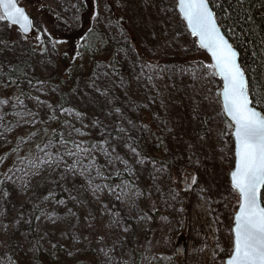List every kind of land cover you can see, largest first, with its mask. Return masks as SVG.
Listing matches in <instances>:
<instances>
[{
	"label": "rangeland",
	"instance_id": "obj_1",
	"mask_svg": "<svg viewBox=\"0 0 264 264\" xmlns=\"http://www.w3.org/2000/svg\"><path fill=\"white\" fill-rule=\"evenodd\" d=\"M19 1L28 12H36H31L35 28L28 37L17 26L0 21V147L15 143L12 157L0 159V173L42 156L41 149L50 140L48 150L54 151L61 136L84 142L85 147L100 144L103 151L93 152L91 183L85 175L56 186L52 177L59 179L63 169L43 172L54 198L42 209L40 201L48 192L39 177L33 180L39 184L34 190H17L7 202L0 200V264H19L21 257L28 264L48 263L41 261L40 252L54 264H62L61 258L56 260L60 250L71 260L68 264H84L83 260L155 264L161 254L176 255L177 245H185L187 251L184 257L173 258L178 264H224L232 240L230 217L238 202L229 191L230 162L225 158L232 156V138L223 134L226 121L216 98L220 80L208 77L206 71L196 75L189 71L201 62L167 61L171 54L193 48V38L173 7L175 0H43L75 25L79 17L86 19L88 27L96 22L110 42L120 46L115 56L123 74L97 63L89 76L67 91L65 105L61 87L49 79L59 71L63 55L70 53L73 35L45 23L39 11L42 0ZM81 4L88 10L81 13ZM24 63L25 78L10 86L5 70ZM141 63L155 66L151 83L136 79ZM113 106L124 111V121ZM127 119L137 127L133 129ZM94 120L101 123L94 125ZM55 122L57 138H44L46 128ZM146 123L160 130L164 156L142 155L135 147ZM119 128L126 129L123 139ZM189 144L194 145L192 150ZM10 145L4 150L9 151ZM124 171L130 177L114 182ZM193 176L197 184L191 183ZM56 198L64 203L57 204ZM44 210L49 215L37 220Z\"/></svg>",
	"mask_w": 264,
	"mask_h": 264
},
{
	"label": "snow or ice",
	"instance_id": "obj_2",
	"mask_svg": "<svg viewBox=\"0 0 264 264\" xmlns=\"http://www.w3.org/2000/svg\"><path fill=\"white\" fill-rule=\"evenodd\" d=\"M245 2L246 0H175L173 5L175 9H178L180 18L186 22L190 34L196 37L198 47L205 50L212 61L207 65L200 64L198 68L193 67L189 71L193 75L206 71L208 77L218 76L222 81V87L216 93V98L221 106V113L228 118L225 122L226 131L223 134L230 135L232 138V147L229 149L232 156L225 157L230 162L229 191L238 198L237 206L230 217L232 240L230 249L225 253L227 259L224 264H264V72L250 75V72L255 73L256 70L240 63L239 52L231 42L236 37L237 27H240L242 34H246L245 26L253 21V16L244 8ZM163 11L167 12L168 9L165 8ZM0 21L19 25L25 33L32 27V22L25 14V10L17 6V0H0ZM261 31L264 32V28ZM259 39V47L264 50V35H261ZM37 40L40 41L39 36ZM256 55L257 53L254 52L253 56ZM253 63H257L259 68L264 69V54H261L259 61L254 59ZM154 69L155 66L151 64L141 63L136 79L144 78L151 83ZM28 83L31 84L32 81L29 80ZM99 90L97 88V91ZM103 94L107 96V91ZM35 99L37 103H41L39 96ZM113 111L118 114L121 121L126 119L121 107L113 106ZM76 116L83 119L81 113H76ZM100 123L99 120L93 121L94 125ZM127 123L133 129L137 127L131 119H127ZM161 123L166 126L165 121ZM204 123L207 122L204 121ZM146 127V125L142 126V128ZM116 130L123 139L126 129ZM73 131L85 135L79 129L73 128ZM108 135L111 133L109 132ZM101 137H104L103 132ZM127 138L130 140L132 137L128 135ZM197 138L203 140V136L199 133ZM49 146H52L51 140ZM49 146L41 149L42 156H37L23 167L14 171L10 170L9 173H0L2 176L0 200L7 202L12 193L17 190L21 192L34 190L39 187V184L34 185L33 180L39 177L45 181L48 192L47 196L40 201L39 207L42 209L46 202L50 203L54 198V190L47 183L49 177L42 173L55 172L56 169L61 168L63 171L59 173V179L52 177V182L56 186H60L61 182L66 183L70 177L85 175L90 177L89 183H91L93 169L90 164L95 159L93 152L103 151L100 144L85 147L84 142L61 136L54 151H49ZM188 148L192 150L194 145L189 144ZM132 151L135 153V148H132ZM104 154L111 155L110 152ZM194 155L195 152H193ZM189 159L192 160V157ZM84 160H88L89 165H85ZM191 183L197 184L195 176L191 178ZM200 191L206 190L200 189ZM172 198L175 199V196L173 195ZM37 199L40 198L37 197ZM117 199L120 197L118 196ZM56 203L64 202L56 198ZM48 215L49 213L44 210L35 218L40 220ZM217 247H219L218 241Z\"/></svg>",
	"mask_w": 264,
	"mask_h": 264
},
{
	"label": "trees",
	"instance_id": "obj_3",
	"mask_svg": "<svg viewBox=\"0 0 264 264\" xmlns=\"http://www.w3.org/2000/svg\"><path fill=\"white\" fill-rule=\"evenodd\" d=\"M262 5H264V0H246L244 8L247 9L248 12L253 16V21L249 25L245 26L244 32L246 34H242L240 27H237L236 37L231 41L240 52V62H242V65H249L251 69L256 70L255 73L250 72V75H258L259 73L264 72V69L259 68L257 63H253L254 59L256 61H259L261 58V54H264V50L260 49L259 47V38L261 35H264V32L261 31V29L264 28V7H262ZM39 6L41 17L44 18V21L45 23H47V25H50V23H52V29L57 31L62 30L63 32L65 31L66 33L73 35L71 45L72 48L70 53H68L67 55H63L64 58L62 59V61L64 62H62V65L59 66V71L49 79V81H51L56 87H61V92H63V105H65L66 103L67 91L71 90L75 86L77 80L89 76L94 69V65H96L97 63L104 62L112 70L119 74V76L123 74V69L122 67H120L117 57L115 56V53L120 46H115L114 44H112L109 40L108 34L105 32L103 33V31L98 28L96 22L92 21V25L88 27L86 25V19H80L79 17V23L75 25L70 20H68L66 16H64L59 11H56L51 5L47 4L46 1L44 2L42 0ZM87 10L88 6L86 4L80 5L79 11L81 13ZM217 11H219V9H217ZM31 12H35L34 9ZM31 12L30 14L32 15V17L36 18ZM66 41L67 45L70 47V41L67 39ZM192 43V49H185L183 51L179 50L175 52V54H171L167 61L171 63L177 62L183 65H186L191 61H195L198 63L201 62L205 65L211 63L210 57L207 55V53H205L198 47L194 39ZM254 52L257 53L255 57L253 56ZM153 62L155 64H162L164 63V60H154ZM58 64H61L60 60ZM26 66L27 63H24V65H16L13 67V69L7 68L5 70L7 72V76L9 79L8 83L10 86H17L19 83L18 81L21 78H25ZM0 68H2L3 70L2 64L0 65ZM217 78L219 79L218 76ZM220 88L221 87L217 89V92L220 90ZM224 120H227L225 116ZM55 124L56 125H53L50 129L46 128L43 134L44 138H57L58 122H55ZM150 124H145L147 127L143 128L140 139L134 141V145L136 148H138L142 155L156 157V155L160 154L164 156V152H166L164 138L163 136H161L160 130L156 129V126H154L152 123ZM12 143L13 141L4 143V145L0 147V152L4 154H0V159L5 157L6 155H9V159L10 157H12L11 153L15 148V143L14 145H12ZM8 145L11 146L10 150H4ZM14 155L16 156V154ZM126 177H130V175L128 172L124 171L119 174L118 177L114 178V182L122 181V179ZM236 206L237 204L235 205V207ZM39 256L42 262H48L45 264H49V262L54 264V261L49 260V257L46 258V256L42 252H40ZM176 257L177 255L168 256L161 254V256H158L156 258L155 264H178L177 260H173V258L176 259ZM60 258L62 264H68L71 261L62 250L58 252V257L56 258V260ZM20 259L21 260L17 259V262L19 264H28L25 257H21ZM83 262L84 264H92V261L85 262L83 260Z\"/></svg>",
	"mask_w": 264,
	"mask_h": 264
},
{
	"label": "water",
	"instance_id": "obj_4",
	"mask_svg": "<svg viewBox=\"0 0 264 264\" xmlns=\"http://www.w3.org/2000/svg\"><path fill=\"white\" fill-rule=\"evenodd\" d=\"M17 6L18 7H22L24 10H25V14L30 18V20H31V22H32V27H31V29H30V31L29 32H27V33H25L24 31H23V29L22 28H20V26L19 25H15V26H17L19 29H20V32L22 33V35H26V36H31V34L34 32V28H35V23H34V20L32 19V16L30 15V13L27 11V8L25 7V6H23V5H21L20 4V2L17 0ZM177 11H178V9H177ZM178 14H179V12H178ZM179 16H180V14H179ZM185 23V26H186V22H184ZM186 28H187V26H186ZM190 32V31H189ZM192 36V35H191ZM192 38H194L195 39V41H196V37H193L192 36ZM203 50V49H202ZM205 53H207L205 50H203ZM239 52V51H238ZM207 55L210 57V55L207 53ZM210 60H211V58H210ZM239 61H240V52H239ZM212 62V61H211ZM241 63V62H240ZM220 79V78H219ZM220 81H221V79H220ZM221 84H222V81H221ZM175 252H176V254H177V256H180V257H184L185 255H186V253H187V251H186V246L184 245V246H182V245H177V247H176V250H175ZM227 259V258H226ZM226 261V260H225Z\"/></svg>",
	"mask_w": 264,
	"mask_h": 264
}]
</instances>
